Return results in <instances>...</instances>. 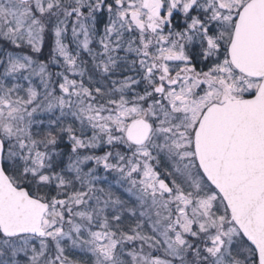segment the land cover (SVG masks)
<instances>
[{"label": "snow or ice", "instance_id": "6c2138e0", "mask_svg": "<svg viewBox=\"0 0 264 264\" xmlns=\"http://www.w3.org/2000/svg\"><path fill=\"white\" fill-rule=\"evenodd\" d=\"M0 264H264V0H0Z\"/></svg>", "mask_w": 264, "mask_h": 264}]
</instances>
